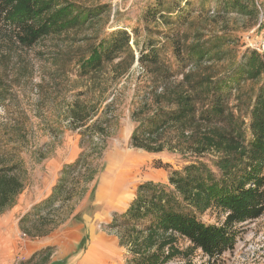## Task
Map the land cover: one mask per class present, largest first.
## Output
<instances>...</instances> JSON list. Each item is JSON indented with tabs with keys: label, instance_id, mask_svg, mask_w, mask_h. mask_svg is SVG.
<instances>
[{
	"label": "rangeland",
	"instance_id": "1",
	"mask_svg": "<svg viewBox=\"0 0 264 264\" xmlns=\"http://www.w3.org/2000/svg\"><path fill=\"white\" fill-rule=\"evenodd\" d=\"M60 1L105 9L83 27L49 36L29 50L14 55L0 50V167L13 170L23 184L0 214V241L12 239L17 254L28 242L51 243L31 264H126L127 251L109 229L112 215L127 209L140 184H167L169 171L158 165L174 171L191 161L211 166L224 155L212 137L219 138L225 124L179 122L160 132L144 124L143 132H153L150 141L174 148L158 154L133 148V131L154 112L171 114L185 101L199 115L216 80L238 69L247 53L264 55V0H255L261 10L255 24L217 16V0H187L179 11L176 0ZM119 31L129 35V48L100 71L82 76L80 64L91 47ZM148 43L159 57L155 65L138 61ZM198 51L199 60L192 55ZM263 84L264 70L257 79L223 89L226 112L246 118ZM207 135L213 142L205 154L190 157ZM220 219L215 211L201 217L208 225ZM20 225L35 236L48 234L31 239ZM237 230L234 249L218 264H264V215ZM175 247L183 253L191 245L177 237ZM17 258L11 264L24 263ZM51 259L57 260L48 263ZM186 262L207 264V258L194 250L167 264Z\"/></svg>",
	"mask_w": 264,
	"mask_h": 264
},
{
	"label": "trees",
	"instance_id": "2",
	"mask_svg": "<svg viewBox=\"0 0 264 264\" xmlns=\"http://www.w3.org/2000/svg\"><path fill=\"white\" fill-rule=\"evenodd\" d=\"M176 1L177 11L179 3H188L187 0ZM217 3V16L234 15L250 24L258 21L259 6L255 0H217ZM104 9L80 7L60 0H0V50L13 55L29 50L49 36L83 27L98 18ZM146 46L148 49H141L138 61L155 65L159 58L157 52L151 43ZM128 48L126 32L109 34L91 47L80 64V74L85 76L100 71L103 63L113 61ZM174 51V56L180 59L181 52L178 48ZM199 51L192 52L193 57L198 55V60L203 58ZM263 70L264 55L247 53L238 69L231 70L226 79L219 78L211 85L209 102L199 115L196 116L195 109L185 101L171 114L154 112L135 128L130 145L158 154L173 152L174 148L167 143L150 141L148 137L153 132H143L145 125L154 126V131L160 132L167 124L193 122L209 126L221 121L225 124L223 134L212 138L223 148L224 155L211 160V166L191 161L179 171L171 170L168 165H158L156 168L169 171L167 184L145 182L137 187L127 209L113 214L109 224L119 246L127 251L126 264H167L177 256L187 257L194 250L207 258V264H218L225 252L234 249L239 233L237 227L264 215V84L258 88L246 118L227 113L222 96L227 86L231 89L230 86L237 87L243 79H257ZM73 115L77 120L82 119L77 112ZM212 138L202 137L200 145L191 149L190 157L205 154ZM22 187V181L13 170L0 167V214L12 206ZM93 192L94 188L89 199ZM208 211L219 214L218 224L208 225L201 221ZM19 227L22 234L31 239H41L48 234L37 231L35 236L21 225ZM177 237L187 240L190 249L180 252L175 247Z\"/></svg>",
	"mask_w": 264,
	"mask_h": 264
},
{
	"label": "crops",
	"instance_id": "3",
	"mask_svg": "<svg viewBox=\"0 0 264 264\" xmlns=\"http://www.w3.org/2000/svg\"><path fill=\"white\" fill-rule=\"evenodd\" d=\"M10 233L12 234V232ZM10 237L13 238V235H10ZM11 240L10 242L6 241V243L0 241V264H11L16 256L18 257L17 259L23 260V264H26L35 254L41 253L51 247V243H43L40 241L28 242L29 244L21 249L20 254H17L15 251V246H13ZM34 257V260L30 261V264L34 263L36 259H38L37 256ZM56 260L57 259H51L48 263Z\"/></svg>",
	"mask_w": 264,
	"mask_h": 264
},
{
	"label": "built area",
	"instance_id": "4",
	"mask_svg": "<svg viewBox=\"0 0 264 264\" xmlns=\"http://www.w3.org/2000/svg\"><path fill=\"white\" fill-rule=\"evenodd\" d=\"M260 11H261V10H260V8H259V16H260V13H261ZM260 53H261V52H260ZM15 264H19V263H18V262H15Z\"/></svg>",
	"mask_w": 264,
	"mask_h": 264
}]
</instances>
